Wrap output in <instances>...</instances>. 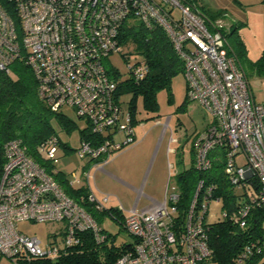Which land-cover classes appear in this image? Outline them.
Instances as JSON below:
<instances>
[{
  "label": "built area",
  "instance_id": "1",
  "mask_svg": "<svg viewBox=\"0 0 264 264\" xmlns=\"http://www.w3.org/2000/svg\"><path fill=\"white\" fill-rule=\"evenodd\" d=\"M136 22L146 29L162 28L182 60L187 98L196 100L211 117L193 141L194 167L207 170L213 165L210 153H223V174L240 205L230 214L222 212V217L246 227L251 211L264 209V103L255 101L247 74L228 52L222 20H208L197 3L0 0V70L9 73L15 60L24 62L36 78L38 96L50 110L70 106L85 120L84 134L75 149L84 164L63 174L65 184L84 188L80 198L101 212L110 195L96 187L95 172L104 170L137 140L132 114L123 107V94L116 95L118 81L124 78L121 74L116 80L114 72L120 71L104 63L110 54L121 51L118 36L122 26ZM127 68V78L135 82L147 72L143 59L128 63ZM61 147L54 133L37 145L47 165L34 161L17 138L0 147V255L13 263L19 258L57 259L86 236L96 243L109 239L101 224L50 173L61 172L54 166ZM239 157L242 163H238ZM214 190V184L199 179L180 224L175 186L170 192L169 185L166 187L163 201L127 210L122 214V226L133 237V244L113 264L212 262L204 216L211 203L222 206L221 199L213 196ZM116 209L124 210L119 201ZM27 220L63 222V227L60 236L50 234V242L42 247L37 237L18 229V222ZM262 249L264 241L259 239L246 244L234 264H246V258Z\"/></svg>",
  "mask_w": 264,
  "mask_h": 264
},
{
  "label": "trees",
  "instance_id": "2",
  "mask_svg": "<svg viewBox=\"0 0 264 264\" xmlns=\"http://www.w3.org/2000/svg\"><path fill=\"white\" fill-rule=\"evenodd\" d=\"M186 1L197 3L196 0ZM198 5L208 20L221 19L223 12L208 13L200 4ZM118 42L120 45L128 42L135 43L136 53L142 55L147 66V72L140 81L135 82L126 77L118 81L117 85L116 95L131 94L126 102V107L132 114V125L134 126L137 122V99H141L145 110L157 111L156 92L161 88H168L171 77L178 72H183V62L166 33L160 27L146 29L140 23L123 25L119 32ZM236 44L239 46V54L230 45L228 52H233L245 71L240 60V55L246 58L245 49L239 39L236 40ZM11 65L15 66L10 69L9 73L0 70V147L5 141L17 138L21 140L26 153L34 161L40 165H47L38 153L37 145L44 138L54 133L51 124L53 118L68 128L71 126V122L59 111L50 110L45 102L40 99L37 93L36 78L24 62L15 60ZM247 66L256 74L264 75V53L255 62H248ZM114 74L115 79L119 80L121 73L114 72ZM186 99L189 100L187 96ZM84 131H80L81 137ZM199 132L194 134L190 142V164L174 176L176 191L179 194L176 203L179 224L182 223L188 211L199 179H203L207 185H215L213 196L221 199L222 206L220 208L223 212L230 214L240 205L234 187L223 174L224 155L220 150H214L210 153L213 158V165L209 169L201 171L194 167L193 141ZM49 171L65 192L86 208L99 224L105 214L122 224L123 215L116 207H108L101 212L94 210L88 202L80 198L82 194L85 195L84 188H70L65 184L62 171L60 173ZM262 223H264V209L260 208L251 211L248 225L244 228L238 227L229 217H221L216 222L205 223L207 245L212 262L214 264L236 263V259L246 244H250L256 239L264 241ZM132 244L133 242L116 243L110 234L108 241L104 243H96L91 237L86 236L82 243L68 249L66 254L57 259L19 258L14 264H113L116 258ZM262 255H264V249L246 258V264H257Z\"/></svg>",
  "mask_w": 264,
  "mask_h": 264
},
{
  "label": "rangeland",
  "instance_id": "3",
  "mask_svg": "<svg viewBox=\"0 0 264 264\" xmlns=\"http://www.w3.org/2000/svg\"><path fill=\"white\" fill-rule=\"evenodd\" d=\"M197 3L206 9L208 13L223 12L221 20L224 24L223 29L227 34V42L238 54L239 46L236 44V40L239 39L242 42L246 58L240 55V60L248 76L254 99L256 102L264 103V75L256 74L254 70L247 66L248 62H255L264 53V0H197ZM141 60L142 55L135 51V43L128 42L121 45L120 52L110 54L104 64L107 68H117L121 72L122 78H126L128 76V63L132 64ZM14 66L10 65L9 68L12 69ZM130 97L131 94L123 96V107H126V102ZM156 100L157 111H147L143 108L141 99H137V122L133 126L137 139L136 143L123 149L111 161L116 163L122 155L128 152L137 153L143 161L142 168H144L142 174L140 171L137 187L144 180L143 192L152 198L161 200L168 180V163L169 170L173 174L168 183L170 192L171 187H176L174 173L187 167L190 163V142L194 134L204 129L211 117L196 100L186 99V81L183 72H178L171 77L168 88H161L156 92ZM59 113L70 120L71 126L68 128L55 118L51 121L53 132L62 143L54 166L62 172L68 173L81 163L75 149L79 145L80 131L86 126V122L78 117L70 106H63ZM167 117H170V119L168 127L165 128L167 131H165L163 130V123ZM170 135H172L170 146L175 152H170L167 156L166 150ZM122 137L123 135H118L117 139L120 140ZM64 146L68 149L65 154L62 152ZM237 161L242 163L243 158L239 157ZM129 170L127 169V171ZM96 173L95 182L98 184L100 192L111 195L110 200L104 204L105 207H117L118 201H120L124 207V210L120 213L125 215L126 210L132 206L137 193L132 189L124 188L122 183L111 177L104 178L101 172ZM118 175L126 180L131 178L128 177L129 173L125 171ZM96 197L100 198V195L96 194ZM150 202V199L142 196L139 199L137 208L141 209L149 205ZM222 212L220 207L211 203L209 211L204 216V222L213 223L218 221L222 217ZM100 224L106 233L114 237L116 243L133 242V237L123 228L122 224L107 214L100 220ZM262 226H264V223H262ZM17 227L26 235L37 237L41 241V246L45 247L52 238L50 234L57 233L56 235L60 236L63 222L27 220L18 222ZM262 262H264V255L259 258L257 264ZM0 264L14 263L8 257L0 255ZM208 264L214 263L208 262Z\"/></svg>",
  "mask_w": 264,
  "mask_h": 264
},
{
  "label": "crops",
  "instance_id": "4",
  "mask_svg": "<svg viewBox=\"0 0 264 264\" xmlns=\"http://www.w3.org/2000/svg\"><path fill=\"white\" fill-rule=\"evenodd\" d=\"M197 1V0H196ZM165 131H167V130H165ZM171 131V130H170ZM171 137H172V135H170V140H169V142H168V144H167V150H166V155L168 156V154L170 153V152H175V150L173 149L172 150V148H171V146H170V144H171ZM64 149L62 150V152H64L63 154H65V152L68 150L67 148H65V147H63ZM170 148V149H169ZM176 151H177V149H176ZM78 157V156H77ZM180 157H181V155H180ZM79 158V157H78ZM191 158V157H190ZM80 159V158H79ZM81 160V163L79 164V166H82V164H84V161H83V159H80ZM167 160H168V157H167ZM110 163H112V161H110L104 168V170H98V171H96V172H101V174L103 175V177L104 178H113V179H115V180H117V181H119L120 183H122L123 185H124V188L126 187V188H129V189H132L133 191H135L136 193H137V195H136V198L134 199V201H133V203H132V206L130 207V208H132L134 205H135V208H136V210H140V209H138L137 208V206H138V202H139V199L142 197V196H145V197H147L148 199H150V204L149 205H147V206H145V207H143V208H141V209H144V208H146V207H149V206H151L153 203H156V202H161V201H163V199H164V194H165V191H164V194H163V197H162V199L161 200H157V199H155V198H152L151 196H149V195H147V194H145L144 192H143V186H144V180H142V182H141V184H140V186L139 187H137V183H138V181H139V177H140V171H141V174H142V172H143V170H144V168H142L143 167V161L138 157V155H137V153H130V152H128V153H126V154H124V155H122L120 158H119V160L116 162V163H112L110 166H108ZM190 164V163H189ZM171 165V164H170ZM78 166V167H79ZM120 166H123V167H120ZM167 168H168V171H169V173H168V180H167V183H166V187L168 186V183H169V181L171 180V178L170 177H172L173 176V174H171V170H169V163H168V166H167ZM185 168V167H184ZM127 169H130L131 171H132V175H131V171L129 170V171H127ZM182 170V169H181ZM181 170H179V171H181ZM127 172V173H129V175H128V177H131L130 179H128V180H126L125 178H123V177H121V176H119L118 174H122L123 172ZM179 171H177L176 173H178ZM95 172V175L97 174ZM176 173H174V175L176 174ZM95 175H94V179H95ZM112 181V180H111ZM95 184H96V182H95ZM98 184H96V187L98 188L99 186H97ZM166 187H165V190H166ZM99 189V188H98ZM100 191V190H99ZM102 192V191H101ZM97 194H99L100 195V193H97ZM109 194V193H108ZM110 195V194H109ZM101 196V195H100ZM110 198H111V195H110ZM118 199V198H117ZM120 202V201H119ZM121 203V202H120ZM121 205H122V203H121ZM122 207H123V205H122ZM129 208V209H130ZM123 209H124V207H123ZM128 209V210H129ZM126 210V209H125ZM126 212H127V210H126Z\"/></svg>",
  "mask_w": 264,
  "mask_h": 264
}]
</instances>
